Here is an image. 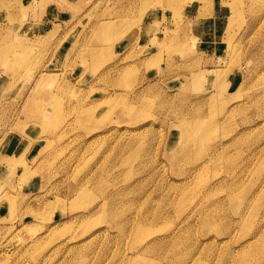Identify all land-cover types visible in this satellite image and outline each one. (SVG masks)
<instances>
[{
  "label": "rangeland",
  "instance_id": "374dc122",
  "mask_svg": "<svg viewBox=\"0 0 264 264\" xmlns=\"http://www.w3.org/2000/svg\"><path fill=\"white\" fill-rule=\"evenodd\" d=\"M0 264H264V0H0Z\"/></svg>",
  "mask_w": 264,
  "mask_h": 264
}]
</instances>
